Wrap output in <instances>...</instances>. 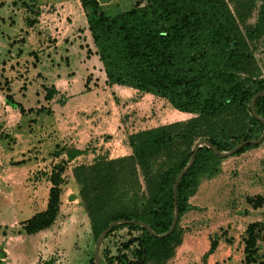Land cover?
Listing matches in <instances>:
<instances>
[{"label":"trees","instance_id":"16d2710c","mask_svg":"<svg viewBox=\"0 0 264 264\" xmlns=\"http://www.w3.org/2000/svg\"><path fill=\"white\" fill-rule=\"evenodd\" d=\"M19 1L38 14L25 0ZM79 4L106 85L150 94L193 116L129 135L131 154L127 157H100L71 171L94 240L109 223L121 220L141 222L155 235H162L173 217L174 179L187 165L194 143L204 140L225 153L262 133L263 125L251 115L249 104L255 94L264 92V74L251 47L264 42V0H136L129 10L110 17L100 10L97 0H79ZM251 18L253 23H249ZM29 54L35 61V55ZM260 54L264 59V46ZM43 91L45 102L55 94L51 86ZM4 101L24 112L8 88ZM254 111L264 120V97L256 98ZM255 146L246 144L234 154ZM81 154L68 150L65 162ZM217 159L206 145L196 149L192 165L176 186L177 220L168 236L155 238L135 223H118L104 238L117 229L137 231L132 241L121 245L129 256L119 253L105 261L99 257L100 264H166L180 244L178 218L189 210L187 200L198 179L211 174ZM64 170L62 163L50 167L45 175L49 188L44 210L20 223L19 233L34 235L53 224L61 203ZM263 201L264 197H256L248 203L259 208ZM259 231L264 243L260 223L244 230L243 264H264V255L257 259ZM215 246L212 241L203 257ZM88 263L94 264L93 259Z\"/></svg>","mask_w":264,"mask_h":264},{"label":"rangeland","instance_id":"374dc122","mask_svg":"<svg viewBox=\"0 0 264 264\" xmlns=\"http://www.w3.org/2000/svg\"><path fill=\"white\" fill-rule=\"evenodd\" d=\"M97 1L100 10L110 17L129 10L136 0ZM25 2L37 9L38 14L26 10L19 0H0V209L3 211L7 201L28 202L35 194L32 186H35V182H42L36 191V208L27 210L29 217L41 209L49 188L45 175L50 167L62 163L65 170L59 211L50 229L36 236H26L19 233L22 222L6 223L0 219V253L5 254L4 249L15 248L21 260L37 258L35 264H89V259H93L96 239L92 236L87 215L79 200V186L72 178V169L77 165H90L100 157L107 160L127 157L131 154L127 142L129 135L184 122L193 116L174 110L166 101L150 94L124 89L115 95L108 89L110 86L104 85V76L95 57L88 63L94 75L88 83L93 81L90 85L99 86L100 93L91 97L94 104L91 112H72L79 105L69 103V97L55 95L51 103L45 102L42 99L43 87L46 85L45 88H48L49 83L42 79L40 72L51 75L50 67L55 66L58 55L54 43L63 31H66L63 36L67 40L81 38L70 33L75 26L70 11L75 12L81 7L79 0ZM253 21L254 18H251L249 23ZM85 41L83 37L81 42ZM263 46V40L251 46L262 74L264 59L260 52ZM29 53H36L42 62L38 67L39 73L31 68L34 57ZM7 88L13 100L23 104L24 108L41 105L37 109L40 113L45 110L44 105H51L53 111L49 112L50 106L48 114H52L55 128L63 115H73L66 127H74L67 131H73L76 136L54 138L56 144L53 143V148L41 164L35 162L34 146L30 148L28 142L19 145L17 135L20 134V126L16 122V113L19 112L6 105L4 95ZM98 98L101 105L97 103ZM85 114H88L87 117ZM81 125L86 127V136L78 134L80 130H76ZM27 132L28 129H24V133ZM255 145L237 155L218 157L212 162L211 174L198 179L195 192L187 200L189 210L177 221L180 244L174 248L166 264H243L245 228L254 222L264 226V201L259 208H253L248 203V200L264 197V138ZM123 147L127 148L126 151L122 150ZM71 149L82 151V154L66 163L65 152ZM21 157L26 158L20 160ZM22 164H26V168L21 167ZM261 234L262 231L256 234L257 259L264 255V243L259 240ZM137 235V231L126 228L112 231L103 237L98 258L105 261L119 253L129 256L121 245L127 240L132 241ZM212 241L216 244L215 249L203 257Z\"/></svg>","mask_w":264,"mask_h":264},{"label":"crops","instance_id":"0c3cea01","mask_svg":"<svg viewBox=\"0 0 264 264\" xmlns=\"http://www.w3.org/2000/svg\"><path fill=\"white\" fill-rule=\"evenodd\" d=\"M70 16L71 19L73 20V23L75 24L73 29L70 30V33L72 34V36L79 35L81 36V38L77 37L75 40L72 39L67 40L66 37L63 36V34L66 33V31L65 32L63 31L59 39H57L54 43V45L58 48L57 50H55V52L58 51L57 52L58 55H56L57 60L54 61L55 66L50 67L51 75L47 76L46 73L40 72V76L42 77V79L46 80L49 83L48 87L50 86L53 87L55 91L53 97L55 95L57 97L60 96L69 97L68 100L69 103L79 105L78 108L73 109L72 112L81 111V110L84 112H91L94 106V104L92 103L93 99L91 97L96 96V93L98 94L100 93L98 92L100 87L91 86L90 83H92L93 81H90L88 83L89 79L94 78L93 71L90 70L91 67L88 66V63L91 61V58L93 57L96 58L97 62L98 59L97 56L94 55V48L92 44L88 43V41H90V38H89V33L87 31L84 13L80 8H78V10H75V12L74 10L73 11L71 10ZM83 37H85L86 44L81 42ZM84 45L87 46L85 47ZM87 50L89 51L88 54L86 53ZM45 54L48 55L47 52H45ZM34 55H35V61L31 63V68H33L34 70H38V67L42 64V62L41 60L38 59L36 53ZM53 60L55 59L53 58ZM98 64L100 65V68L102 70L101 64L99 62ZM37 73H39V70L37 71ZM104 85H105V77H104ZM45 87L47 86L45 85ZM110 87L111 88L108 87V89H111L112 92L115 93V95L118 92H123L124 89H130L127 87L117 86V85H113ZM102 88H105V86H103ZM52 100L54 99L51 98V100H49L48 103H51ZM81 103L83 104L81 105ZM97 103L101 105V103H99V98L97 100ZM21 106L24 112L16 113L17 116L16 122L17 125L20 126L19 129L20 134L17 135L20 138L18 142L19 145H23L25 142H28L30 148L34 146L35 154H33V157L37 159L35 162L39 161L38 164H41V161L44 160L49 150L53 148V143L55 142L54 138L57 137L58 139H63V137H65L66 135L72 138L76 136L73 131H67L74 127H69V129L68 127H66V125L70 122V120L73 119V115L72 116L68 114L63 115L60 119H58L59 123L55 128L52 121V114L51 113L48 114V109L51 105L50 106L44 105L45 110L44 111L42 110V112L40 113L37 112V109L41 105L34 106L33 108H24L23 104H21ZM27 109H32V111L26 112ZM50 111H53L52 106L49 109V112ZM87 115L88 114H85L86 117ZM23 128L28 129V132L24 133ZM79 128L76 129V130H80L78 131V134H83L84 136H86V133H84V130L86 128L85 125L84 126L81 125ZM124 149L126 151L127 148L123 147L122 150L124 151ZM24 158L26 157H21L20 160ZM21 167L26 168V164H22ZM41 185L42 182L41 183L35 182V186H32V191L35 194H33V196L28 200V202L27 201L23 202L22 200H17V201L14 200L13 202L7 201L3 208V211L2 209H0V219H3L6 223H11V222L20 223L27 220L32 215L43 211L46 203L47 193H45V199L40 207L41 209L35 212L34 214L30 215L29 217H27L29 213L27 211L29 210L28 208H36L37 206L35 200L37 195L36 191L40 189ZM46 230L40 231L34 234L33 236L42 234ZM4 251L5 254L3 253V255H0L1 264H35L37 262V258H33V257H30L28 259L24 258L23 260H21L20 254L16 253L15 248L12 249L10 248L9 250L4 249Z\"/></svg>","mask_w":264,"mask_h":264},{"label":"water","instance_id":"95a60500","mask_svg":"<svg viewBox=\"0 0 264 264\" xmlns=\"http://www.w3.org/2000/svg\"><path fill=\"white\" fill-rule=\"evenodd\" d=\"M258 96L264 97V92L257 93V94H255L252 97V99L250 101V104H249V108H250L251 115L253 117H255L263 125V129H262L261 135L259 137H257L256 139H254V140L242 141V142L238 143L237 145H235L230 151L225 152V153L219 152L214 146L210 145L208 142H206L204 140H201V141H198V142L194 143V145L192 147V154H191V156L189 158V161H188L187 165L183 169H181V171L176 175V177L174 179V182H173L172 198H173V210L174 211H173V217H172V221H171L169 229L162 235H155L148 226H146L145 224H143L141 222H133V221H127V220H121V221H118V222H111L101 231V233L98 235V237L95 240L93 253H92L93 254V262H94V264H100V261H99V258H98V248H99V245H100L103 237L109 232V230L111 229L112 226L117 225L118 223H123V224H133V223H135V224L139 225L140 227L144 228L146 230V232L150 236H153L155 238H163V237L168 236L171 233V231L173 230V228H174V226L176 224V220H177V207H176V196H175L176 186H177V183L180 180V178L186 173V171L192 165V163L194 161V158H195V152H196V149L198 147H200L201 145H206V147L208 149H210L214 155L218 156L219 158H225V157L233 155L239 148H241L242 146H244L246 144L255 145V144H259L263 140V138H264V120L261 119V118H258L255 115V111H254V103H255V100H256V98ZM0 255H3V253H0Z\"/></svg>","mask_w":264,"mask_h":264}]
</instances>
